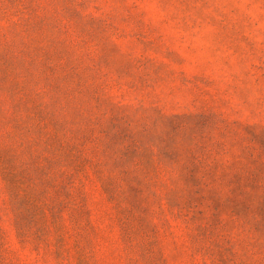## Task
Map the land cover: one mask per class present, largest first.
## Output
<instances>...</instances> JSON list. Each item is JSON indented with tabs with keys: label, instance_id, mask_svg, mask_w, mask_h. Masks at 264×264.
Masks as SVG:
<instances>
[{
	"label": "rangeland",
	"instance_id": "rangeland-1",
	"mask_svg": "<svg viewBox=\"0 0 264 264\" xmlns=\"http://www.w3.org/2000/svg\"><path fill=\"white\" fill-rule=\"evenodd\" d=\"M0 264H264V0H0Z\"/></svg>",
	"mask_w": 264,
	"mask_h": 264
}]
</instances>
